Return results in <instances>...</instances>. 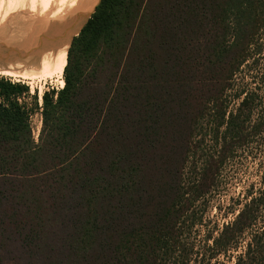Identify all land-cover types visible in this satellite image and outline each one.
Segmentation results:
<instances>
[{"label": "trees", "instance_id": "16d2710c", "mask_svg": "<svg viewBox=\"0 0 264 264\" xmlns=\"http://www.w3.org/2000/svg\"><path fill=\"white\" fill-rule=\"evenodd\" d=\"M99 4L65 85L42 95L37 141L29 88L0 77V264H165L243 140L247 101L236 115L223 103L264 28V0ZM255 219L246 206L213 250ZM236 264H264V228Z\"/></svg>", "mask_w": 264, "mask_h": 264}, {"label": "rangeland", "instance_id": "374dc122", "mask_svg": "<svg viewBox=\"0 0 264 264\" xmlns=\"http://www.w3.org/2000/svg\"><path fill=\"white\" fill-rule=\"evenodd\" d=\"M7 79L14 83L21 82V85L29 88L26 99L28 108L35 109L37 105L32 116L37 141L41 129L38 109L42 107V102L39 98L46 92H58L60 84L48 80L32 85L27 81ZM238 94L242 95L240 99H237ZM244 101L248 105L244 110L247 120L243 140L237 143L233 156L221 165L215 189L195 202L191 217L181 226L179 247L165 250V264H236L238 258L246 254L253 236L264 228V28L249 48L247 62L235 77L224 98L223 107L228 113L236 115ZM213 144L211 139L206 140L202 150L193 156V161L200 166L201 160L214 153ZM193 161L188 165L186 180L190 178ZM246 206H250L256 216L254 227L234 241L228 251L217 254L211 238L217 239Z\"/></svg>", "mask_w": 264, "mask_h": 264}, {"label": "bare ground", "instance_id": "6f19581e", "mask_svg": "<svg viewBox=\"0 0 264 264\" xmlns=\"http://www.w3.org/2000/svg\"><path fill=\"white\" fill-rule=\"evenodd\" d=\"M100 2L0 0V76L62 88L72 42Z\"/></svg>", "mask_w": 264, "mask_h": 264}, {"label": "water", "instance_id": "95a60500", "mask_svg": "<svg viewBox=\"0 0 264 264\" xmlns=\"http://www.w3.org/2000/svg\"><path fill=\"white\" fill-rule=\"evenodd\" d=\"M101 3V2H100ZM100 5V4H99ZM98 7V6H97ZM96 11V10H95ZM89 21V20H88ZM85 27V26H84ZM82 31V30H81Z\"/></svg>", "mask_w": 264, "mask_h": 264}, {"label": "crops", "instance_id": "0c3cea01", "mask_svg": "<svg viewBox=\"0 0 264 264\" xmlns=\"http://www.w3.org/2000/svg\"><path fill=\"white\" fill-rule=\"evenodd\" d=\"M11 79V78H10ZM10 81H12V80H10ZM12 83H14V82H12ZM17 83V82H16Z\"/></svg>", "mask_w": 264, "mask_h": 264}]
</instances>
